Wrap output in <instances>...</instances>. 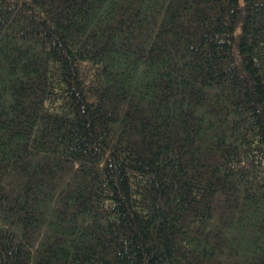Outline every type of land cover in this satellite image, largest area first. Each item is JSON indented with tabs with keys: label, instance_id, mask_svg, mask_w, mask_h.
<instances>
[{
	"label": "trees",
	"instance_id": "obj_1",
	"mask_svg": "<svg viewBox=\"0 0 264 264\" xmlns=\"http://www.w3.org/2000/svg\"><path fill=\"white\" fill-rule=\"evenodd\" d=\"M0 264H264V0H0Z\"/></svg>",
	"mask_w": 264,
	"mask_h": 264
}]
</instances>
